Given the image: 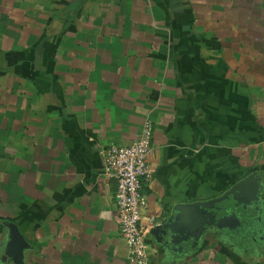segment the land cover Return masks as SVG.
Returning <instances> with one entry per match:
<instances>
[{
	"label": "crops",
	"instance_id": "1",
	"mask_svg": "<svg viewBox=\"0 0 264 264\" xmlns=\"http://www.w3.org/2000/svg\"><path fill=\"white\" fill-rule=\"evenodd\" d=\"M146 119L149 264H264V0H0V264H134L103 150ZM252 175L237 215L151 233Z\"/></svg>",
	"mask_w": 264,
	"mask_h": 264
},
{
	"label": "built area",
	"instance_id": "2",
	"mask_svg": "<svg viewBox=\"0 0 264 264\" xmlns=\"http://www.w3.org/2000/svg\"><path fill=\"white\" fill-rule=\"evenodd\" d=\"M153 123L146 119L138 137L130 144H110L103 150L106 174L115 180L114 200L118 210L120 232L134 264L150 263V228L142 223L147 199L145 181L153 176L149 156L153 150Z\"/></svg>",
	"mask_w": 264,
	"mask_h": 264
},
{
	"label": "water",
	"instance_id": "3",
	"mask_svg": "<svg viewBox=\"0 0 264 264\" xmlns=\"http://www.w3.org/2000/svg\"><path fill=\"white\" fill-rule=\"evenodd\" d=\"M258 176L252 175L246 180L237 183L231 190L226 192L224 195L218 198H213L208 201H201L192 204H184L182 206H178L177 209L179 211L174 215H170L161 223L157 224L155 227L151 229V233L156 236V238H160V234L167 235L173 242L177 241L180 238L179 234L189 235L191 234L194 228H198V226L206 229L210 225L219 224L223 218L226 216L218 217L220 212H227L232 215H237L236 212L232 211L231 206H227L225 203L219 204L225 199L229 198L230 194H234V199L242 202L253 203V201H258L260 196L258 195L259 190V182ZM250 186L249 188H246ZM248 192L243 191L246 190ZM245 193H251L247 198H245ZM237 206V205H235ZM243 207H245L243 205ZM193 212H199L194 216ZM10 227L13 232L12 237V247L14 253L19 254V244L23 241L21 234L18 231V228L15 224L11 223ZM168 240V239H167Z\"/></svg>",
	"mask_w": 264,
	"mask_h": 264
}]
</instances>
